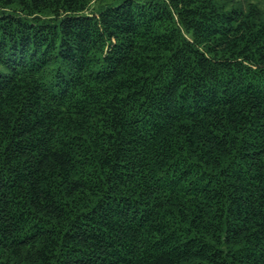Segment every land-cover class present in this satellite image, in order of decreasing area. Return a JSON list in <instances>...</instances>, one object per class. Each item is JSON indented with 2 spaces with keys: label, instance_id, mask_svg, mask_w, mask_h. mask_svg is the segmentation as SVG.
<instances>
[{
  "label": "trees",
  "instance_id": "obj_1",
  "mask_svg": "<svg viewBox=\"0 0 264 264\" xmlns=\"http://www.w3.org/2000/svg\"><path fill=\"white\" fill-rule=\"evenodd\" d=\"M0 264H264V8L0 0Z\"/></svg>",
  "mask_w": 264,
  "mask_h": 264
},
{
  "label": "rangeland",
  "instance_id": "obj_2",
  "mask_svg": "<svg viewBox=\"0 0 264 264\" xmlns=\"http://www.w3.org/2000/svg\"><path fill=\"white\" fill-rule=\"evenodd\" d=\"M255 2H256L261 8H264V0H255Z\"/></svg>",
  "mask_w": 264,
  "mask_h": 264
}]
</instances>
